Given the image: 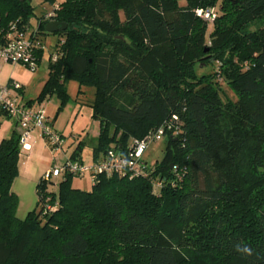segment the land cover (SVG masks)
I'll return each mask as SVG.
<instances>
[{"label":"trees","instance_id":"1","mask_svg":"<svg viewBox=\"0 0 264 264\" xmlns=\"http://www.w3.org/2000/svg\"><path fill=\"white\" fill-rule=\"evenodd\" d=\"M52 10L42 19L31 0H0V44L11 28L45 35L50 21L66 25L52 33L34 102L66 97L74 79L93 90V161L158 128L165 150L154 163L142 157V175L100 174L88 190L65 175L49 191L44 172L38 209L20 220L12 131L0 141V264H264V0H63ZM218 80L235 102L222 101Z\"/></svg>","mask_w":264,"mask_h":264},{"label":"rangeland","instance_id":"2","mask_svg":"<svg viewBox=\"0 0 264 264\" xmlns=\"http://www.w3.org/2000/svg\"><path fill=\"white\" fill-rule=\"evenodd\" d=\"M52 1V4H50L49 1L45 0H31L35 16H42V19L48 18V14L53 11L52 5L54 7L55 5L60 4L63 0ZM179 4H184V1H180ZM207 10L211 9H197V16L205 22H207V20L201 15H203V13ZM34 23L35 19L33 18L31 20L32 26ZM258 25L259 24H254V27H258ZM30 31H32V27L25 30V33L29 35ZM36 35L43 42L44 50L39 56V61L37 62L35 69L27 68L20 63L8 62L2 59L0 60L12 66V70L14 69V81L21 84L23 96L27 100H32L29 105L33 106L38 104V107L44 106L43 110L50 120L51 127L58 134H62V141L64 142V145L63 149L52 150L46 145L45 140L42 137L41 139L35 138V143L32 142L33 151L30 155L29 161V165L32 170V177L31 174L25 176L23 172L19 173L23 162L22 154L23 152H27L19 146L17 175L12 182L11 190L16 197V217L20 220L24 219L28 212L33 209H38L36 194L37 182H35V180L29 181V177L35 178L38 173L43 172L45 169L47 171L54 167H60L66 159H69L74 155V152L76 153L74 157L82 159L84 164H92V153L97 145V135L100 129L99 120L93 118L91 108L88 106L89 102L93 99V90L87 87L79 88L77 81L74 79L68 80L65 84L66 97L60 98L56 93H53L45 96L40 103L36 104V102H34L39 95L49 72L47 55L58 39V35L52 33H46L45 35L36 33ZM208 46V44L205 46V52L208 51ZM118 56L120 60L125 61L126 57L124 55ZM198 72H206L209 74L219 72V69L218 67L204 66ZM218 84L221 90L220 95L222 101L226 102L227 100H230L235 102L236 98L226 84L221 80H218ZM79 89L82 93L78 92ZM117 96L118 94L113 95V99L116 100ZM230 125V119L226 118L220 121L219 127L221 130H224ZM165 140L166 137H163L159 142L150 143L148 146L144 156L148 159V161H150V163L159 161L162 157L165 150ZM247 141L248 144H252L254 142L252 138H249ZM63 153L67 154V158L64 157ZM249 154V147H247L240 154L239 159L241 160L238 161L239 166L242 167L240 168L241 173L246 175L250 170L246 161ZM253 173L256 174L255 172H252V174ZM61 179L62 178L53 179V185H50L48 190L56 192ZM72 185L83 190L91 188V182L88 176H84L82 178L74 177L72 179Z\"/></svg>","mask_w":264,"mask_h":264},{"label":"built area","instance_id":"3","mask_svg":"<svg viewBox=\"0 0 264 264\" xmlns=\"http://www.w3.org/2000/svg\"><path fill=\"white\" fill-rule=\"evenodd\" d=\"M196 14H198L197 11ZM51 15L52 13L48 14L49 17ZM201 16L209 22L213 21L215 13L211 9L204 12ZM43 46L36 32L28 36L25 31L11 28L5 35L2 44H0V59L20 63L27 68L35 69L38 62V51L44 50ZM56 58L57 54L54 53L50 59L55 61ZM20 90L21 85L13 81L0 86V111L12 118L19 128V146L21 149L29 150L26 142L30 132L34 129L40 131V136L52 150L61 149L63 146L62 136L51 127L50 120L46 116L43 107H28L26 104L18 102V96L14 97L12 95V92ZM164 136L163 129L158 128L149 132L142 139L133 140L128 144L125 153L108 149L102 157L89 165L78 160L66 159L60 167L47 170L45 179L53 180L62 178L65 175H72L78 178L88 176L90 182L94 184L100 174L140 176L144 173L141 159L145 151L150 143L159 142Z\"/></svg>","mask_w":264,"mask_h":264},{"label":"crops","instance_id":"4","mask_svg":"<svg viewBox=\"0 0 264 264\" xmlns=\"http://www.w3.org/2000/svg\"><path fill=\"white\" fill-rule=\"evenodd\" d=\"M11 81L17 82V81H14V69L12 70V66H10L8 63H5V62L0 60V86L5 85V84H7L8 82H11ZM18 84H20V83L18 82ZM12 95L14 97L18 96V102L20 101L21 103L26 104V106H28V107H32V108L38 107L37 103H36L37 105H33V106H30L29 104H27V101H30V100H27L23 96L22 86H21V90L20 91L12 92ZM43 108H44V106H43ZM14 130L17 131L18 133L20 132L19 128L16 126L15 121L12 118L8 117L7 115H0V141L3 138L8 137L11 134V132L14 131ZM60 135L62 136V134H60ZM35 138L36 139L37 138L41 139L40 131L38 129H34V130H32L30 132L29 138H28V140L26 142L27 145L29 146V150H27V152H23V154H22L23 155L22 156L23 162H22V166L20 168L19 173L23 172V174L25 176H27L28 174L29 175L31 174V177H32V170L30 168L29 161H30V155H31V153L33 151L32 142L35 143ZM62 149H63V146H62ZM64 157L67 158V154H64ZM81 162H83L82 159H81ZM44 172H46V169L43 172L38 173L35 176V178L29 177L30 178L29 181H31V180L34 181L35 180V182H37L39 177Z\"/></svg>","mask_w":264,"mask_h":264},{"label":"water","instance_id":"5","mask_svg":"<svg viewBox=\"0 0 264 264\" xmlns=\"http://www.w3.org/2000/svg\"><path fill=\"white\" fill-rule=\"evenodd\" d=\"M65 28H66L65 24H62L56 21H50L45 25L44 31L46 33H55L59 31H63Z\"/></svg>","mask_w":264,"mask_h":264}]
</instances>
